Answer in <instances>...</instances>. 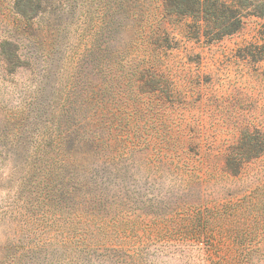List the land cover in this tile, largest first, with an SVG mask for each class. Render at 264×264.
I'll return each mask as SVG.
<instances>
[{
    "label": "rangeland",
    "instance_id": "obj_1",
    "mask_svg": "<svg viewBox=\"0 0 264 264\" xmlns=\"http://www.w3.org/2000/svg\"><path fill=\"white\" fill-rule=\"evenodd\" d=\"M17 1L0 0V264H264V153L226 168L244 132L264 134V17L210 43L146 0L124 87L106 68L137 37L131 0H34L30 18ZM95 84L131 120L103 111L109 145L88 164Z\"/></svg>",
    "mask_w": 264,
    "mask_h": 264
},
{
    "label": "trees",
    "instance_id": "obj_2",
    "mask_svg": "<svg viewBox=\"0 0 264 264\" xmlns=\"http://www.w3.org/2000/svg\"><path fill=\"white\" fill-rule=\"evenodd\" d=\"M146 0H131V9L129 10L131 17V28L133 37L130 42V49L127 51L129 57H125L118 62L122 67L113 73V67L117 64H111L107 71L108 81L120 82L119 86H128L131 83V56L139 58L141 54L146 52L141 47L144 30L151 21L150 17H156L155 12H151L145 7ZM34 0H18L15 4V13L22 18H30L35 8ZM162 21L176 19L179 22L189 21L187 26L192 30L196 37H204L206 40L216 42L223 40L226 37L238 33L244 25V19L248 16L264 17V0H162ZM159 16V15H158ZM155 33V32H153ZM158 33V32H157ZM165 34V33H164ZM163 39L162 46L164 48L171 47V40L168 35H161ZM140 40V41H139ZM18 52L4 55L5 70L7 72L15 70ZM261 59H264L261 58ZM258 61H261L258 59ZM148 65H152V60L144 61ZM105 84H95L89 88V93L86 96L90 100L89 116L85 120L84 135L81 141V146L85 148V155L81 158L85 163L89 164V156H97L102 151V146H108V140L99 132L103 120V111L110 115H116L113 106H117V110L125 111V121L130 122L131 112L130 105L123 107V102L113 103L112 98L105 99L103 89ZM125 91V90H123ZM94 94V95H93ZM115 97V96H113ZM129 110V111H128ZM108 121L105 122V125ZM109 128V126H108ZM124 135V134H123ZM120 134L117 140H124V136ZM130 134L127 138L130 139ZM264 153V134L259 131L244 132L239 144L229 150L226 157V168L234 174H237L241 166L254 158H257ZM72 164L76 165L77 159L73 153ZM87 183L83 186L89 189Z\"/></svg>",
    "mask_w": 264,
    "mask_h": 264
}]
</instances>
